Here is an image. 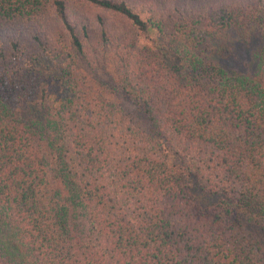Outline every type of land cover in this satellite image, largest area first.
Wrapping results in <instances>:
<instances>
[{
  "label": "trees",
  "instance_id": "obj_1",
  "mask_svg": "<svg viewBox=\"0 0 264 264\" xmlns=\"http://www.w3.org/2000/svg\"><path fill=\"white\" fill-rule=\"evenodd\" d=\"M0 264H264V0H0Z\"/></svg>",
  "mask_w": 264,
  "mask_h": 264
},
{
  "label": "rangeland",
  "instance_id": "obj_2",
  "mask_svg": "<svg viewBox=\"0 0 264 264\" xmlns=\"http://www.w3.org/2000/svg\"><path fill=\"white\" fill-rule=\"evenodd\" d=\"M101 54L103 55V57L101 60H99V62L96 63V72L98 73V75L100 74L101 77L106 78L105 73H113V59L109 56L108 52H104Z\"/></svg>",
  "mask_w": 264,
  "mask_h": 264
}]
</instances>
